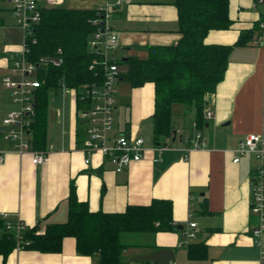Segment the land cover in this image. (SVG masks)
<instances>
[{
    "label": "crops",
    "instance_id": "0c3cea01",
    "mask_svg": "<svg viewBox=\"0 0 264 264\" xmlns=\"http://www.w3.org/2000/svg\"><path fill=\"white\" fill-rule=\"evenodd\" d=\"M62 1L58 8L91 11L107 3V0ZM109 3L114 4L115 0ZM40 4L48 8L44 0ZM12 13L11 0H0L2 84L10 74V56L21 51L13 44L17 43L16 28L7 20ZM229 16L230 29L211 31L205 39L206 44L233 49L224 80L205 107L213 112V117L206 120L203 131L194 127V107L175 104L171 140L167 146H157L154 84L134 88L126 77L128 64H120L121 77L114 87L116 110L111 136L143 138L145 148L142 160L121 172L115 171L100 154L94 155L89 165L85 164L82 146L86 121L82 120L81 112L89 106L87 102L78 104L74 91L63 87L49 92L42 165H35L30 153H20L15 148L16 142L4 138L2 121L20 106L12 101L15 106L9 105L5 110L0 97V154L4 156L0 164V219L6 225L11 224L10 231L16 232L18 223L27 230L37 227L40 232L50 224L66 223L74 187L78 200L87 203L92 212L124 213L129 206H149L155 200L171 203L172 230L121 236L126 246L124 264H154L135 257L161 249L174 251L170 264H259L264 235L259 239L253 236L259 219L251 212L252 179L257 163L252 155L242 157L237 164L233 161L235 151L247 136L264 134V48L255 30L261 9L254 7V0H230ZM110 26L118 36L117 58L123 62L130 57L145 59L148 47L172 46L182 38L175 0H126L114 8ZM251 31H255L254 39L238 45L241 35ZM197 131L205 145L193 149L183 134L192 136ZM159 147L165 149L161 151ZM190 223H196L199 232L186 245L183 233ZM0 232L4 230L0 228ZM132 239L135 241L129 242ZM0 264H100V261L98 255H80L75 240L66 238L60 253L16 249L6 259L0 255Z\"/></svg>",
    "mask_w": 264,
    "mask_h": 264
},
{
    "label": "trees",
    "instance_id": "16d2710c",
    "mask_svg": "<svg viewBox=\"0 0 264 264\" xmlns=\"http://www.w3.org/2000/svg\"><path fill=\"white\" fill-rule=\"evenodd\" d=\"M230 0H175L179 12L181 40L172 46L148 47L145 59L130 57L120 64L129 66L127 79L134 88L147 83L155 87V142L167 146L173 134L172 115L175 104L194 107L196 128L206 129L204 110L209 97L224 80L233 47L209 45L205 39L211 31L228 30ZM97 11L65 7L42 8L40 23L30 42L28 59L38 64L41 87L35 92V117L28 140L33 150L44 151L47 143L48 96L51 90L66 87L76 94L78 104L84 103L85 91L103 83L100 65L90 69L97 58L90 43L97 27L93 21ZM256 32L260 35L259 22ZM255 31L243 33L238 45L254 39ZM61 60L59 67L45 62ZM31 135V136H30ZM0 255L5 259L16 249L42 253H60L66 238H73L82 256H99L100 264H124L125 233H157L173 229L172 205L155 200L149 206H129L124 213L92 212L77 198L75 188L70 194L69 219L64 224H50L44 232L25 229L17 237L0 219ZM191 247V246H190ZM193 252V251H192ZM190 252V256L195 255Z\"/></svg>",
    "mask_w": 264,
    "mask_h": 264
},
{
    "label": "built area",
    "instance_id": "2783aa9c",
    "mask_svg": "<svg viewBox=\"0 0 264 264\" xmlns=\"http://www.w3.org/2000/svg\"><path fill=\"white\" fill-rule=\"evenodd\" d=\"M48 8H54L63 4L62 0H44ZM126 0H115L114 4L107 3L97 9V18L93 24L97 27L90 43L96 52L97 58L90 69L100 65L103 70V83L93 85L85 91L82 98L88 104V108L81 112L82 120L86 121V139L82 146L85 153V164L89 165L96 154L102 155L104 160L110 163L115 171L121 172L131 164L142 160L145 153L144 140L140 137L119 134L111 136L115 125L116 101L114 97V85L120 79L119 59L116 55L118 48V36L111 31L110 20L114 8L120 7ZM41 0H11L13 14L17 17V24L24 32L23 48L19 53L10 56V74L4 77L3 84L10 91L13 101L19 104L18 111L10 112L2 121L4 138L16 142L15 148L20 153L28 152L32 155L35 165L45 162V153L33 150L28 140L33 118L35 117V92L41 87L38 78L39 65L28 59L30 54V42L36 26L42 17ZM254 7L261 9L259 20L260 35L258 42L264 48V0H254ZM1 36V32H0ZM55 67L61 65V60L45 62ZM213 112L209 108L204 110L205 120H210ZM196 128V123H194ZM183 136L191 143L193 149L204 147L202 134L197 131L192 136ZM161 151L165 147H159ZM252 155L256 160L253 172V191L251 212L259 219L258 225L253 229V236L257 239L264 235V134L247 136L235 151L234 163H239L242 157ZM4 162L3 154H0V164ZM6 218V215H3ZM17 237L25 230L22 223L16 226ZM11 229V224L7 223ZM199 230L196 223H190L183 235L185 244L189 245L197 238ZM259 243V241H258ZM264 264V251L260 254V263Z\"/></svg>",
    "mask_w": 264,
    "mask_h": 264
},
{
    "label": "rangeland",
    "instance_id": "374dc122",
    "mask_svg": "<svg viewBox=\"0 0 264 264\" xmlns=\"http://www.w3.org/2000/svg\"><path fill=\"white\" fill-rule=\"evenodd\" d=\"M8 6V4H7ZM8 24L9 25H14V27L16 28V31L14 32V38L17 39V43H13L16 44L19 47V50L23 48V43H24V32L23 30L18 26L17 24V17L12 13L9 14L8 18ZM114 87H116V84L114 85ZM55 92V91H53ZM0 97H2V105H4V109L6 110V108H9V105L11 106H15V104H13V98L11 97L9 91H7L5 89V87L2 84V81L0 79ZM4 232H0V236H2ZM135 240L132 239L129 242H134ZM128 242V241H127Z\"/></svg>",
    "mask_w": 264,
    "mask_h": 264
},
{
    "label": "water",
    "instance_id": "95a60500",
    "mask_svg": "<svg viewBox=\"0 0 264 264\" xmlns=\"http://www.w3.org/2000/svg\"><path fill=\"white\" fill-rule=\"evenodd\" d=\"M173 259L174 251L171 249H161L135 257V260L142 262H152L154 264H170L173 262Z\"/></svg>",
    "mask_w": 264,
    "mask_h": 264
}]
</instances>
